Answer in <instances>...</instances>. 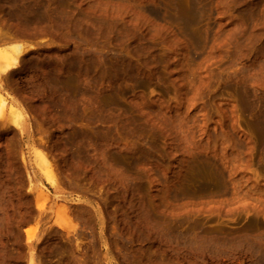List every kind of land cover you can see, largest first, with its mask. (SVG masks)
<instances>
[{"label": "rangeland", "instance_id": "rangeland-1", "mask_svg": "<svg viewBox=\"0 0 264 264\" xmlns=\"http://www.w3.org/2000/svg\"><path fill=\"white\" fill-rule=\"evenodd\" d=\"M8 1L0 0V28L2 27L0 30L6 28L5 23L8 21L10 25L6 24L10 29H6L10 34L14 33L13 25L17 22L9 15L13 7L7 4ZM59 1L50 2L55 4ZM62 1L65 4H61L69 7L71 12L77 15L83 16L87 13L89 17L85 14L86 18L101 20L104 26L108 25L107 21L113 22L117 27H109V29L106 26L105 31H97L99 38H96V41L100 45L98 43L95 45L91 36L92 42L86 40L87 37L89 39V35L86 36L85 31L83 35V30H79V33L81 32L79 37L86 36L84 37L86 42L83 44L84 39H81L82 42L78 39L80 42L78 40L76 42L79 33L70 28H65L66 32L65 29H59V33L53 31L54 33L48 32L46 35L44 33L36 37L20 36L22 39L19 37L20 40L17 38L16 42L31 47L21 58V61L25 60L21 62L25 63L22 66L25 69L21 67L20 71L16 69L13 74L5 77L1 74L3 52L11 43L0 44V90L3 88L1 93H4L6 99L8 98L5 120H0V264H157L158 260L162 262L161 257L164 258L166 255L169 257H165L166 262L163 261L164 263L161 264H247L249 257L245 260L237 256L233 259L224 256L222 259V256L220 258L215 254L212 256L209 250L207 254L204 249L199 250V247L197 249V245L193 246L188 244L189 242L185 244L187 240L183 238L177 241V237H174L173 240H169L171 245L165 244L168 239H164L162 229L159 232V226L152 224L154 226L152 228L150 223L151 226H148L141 215L139 216L140 212L136 211V213L134 210L131 212L129 205L148 202V198L155 199L154 202L151 201L154 204L158 201L164 209H158L159 205L157 209L153 207L155 214H162L163 211L168 219L171 218L170 221L181 220L184 229L187 223L189 227L191 222V225L204 226L206 231L212 230V227L217 231H222L223 228V231L226 229L230 232L242 231L259 235L261 230V235H264V0H61L60 2ZM11 21L15 23L12 25ZM67 29L70 30L69 34ZM60 30H63L62 37ZM103 32L105 34L101 37L100 34ZM56 34L60 37L55 36ZM67 35L72 36V40L68 41L70 38L66 39ZM79 43L81 45H78ZM82 45H85V48ZM79 46L84 48L82 52L86 48L85 52L91 49L87 51L89 53L101 49L103 50L101 52L108 56L107 58H111L112 61L109 60L108 63L111 69L108 67V71L105 72L99 70L95 76L89 74L86 78L90 84H94L104 77V82L98 84L99 88L116 90L118 96L115 95V101L120 105V109L117 106V110L107 112L104 123H96L97 127L94 124L96 131L89 128L91 130L89 133L86 129V135L91 138L95 137L93 133L98 134L97 139L87 138V143L84 141L86 144L91 142L89 140L95 141V145L90 143L87 146L82 141L79 140L81 142L79 143L75 140L76 129L82 127L84 122L73 121L76 126L74 130L68 127V122L67 125L63 122L67 128H61L64 119L59 115L57 106L55 107L59 98L55 97L57 93L52 90L53 85L49 86L57 82L52 77L58 75L56 70L58 64L60 66L65 57L70 60L68 63V60L64 59L66 65L74 61L73 55L75 56ZM73 47L79 48L73 50ZM61 55L63 59H60ZM49 64L50 66H47ZM38 66L48 71L53 70L51 73L50 71L44 73L46 69H39ZM119 66H123L121 69L125 71L121 70V72ZM54 71L56 73H53ZM66 71L64 75L78 74V70L74 67H67ZM83 71L80 72L83 73L81 76L84 75ZM38 73H43L44 77L45 74L49 76L44 79ZM35 74L36 77H33ZM11 75L12 80H10ZM6 77L12 84L10 81V84H6ZM47 78L50 80L47 81ZM40 85L48 87L41 91ZM93 88L91 86L92 90ZM52 92L56 95L52 96ZM44 93L54 101H51L52 105L48 107L43 102L44 98H47ZM47 93L50 95L48 96ZM91 94L95 95V92L91 91ZM92 95L88 96V99ZM23 98L27 103L30 102L28 103L30 107ZM43 105L52 109L48 111ZM11 107L24 112L20 118V128L14 127L9 121ZM39 107L45 108L44 111L40 108L41 112ZM43 112H47L46 115ZM88 112L93 115L92 110ZM48 113L52 116V120ZM41 114L48 116L44 118ZM55 117L62 119L59 122L54 121ZM69 130H73L74 133ZM64 131L72 134H64L66 138L70 137L69 143H65L67 139L63 136ZM61 134L63 137H60ZM101 136L105 138L100 140ZM104 139L108 145L103 142ZM83 145L88 148L90 146V150L86 148V151H90V153L85 152L89 154L86 158L82 155L85 150ZM128 149L130 152L127 151ZM69 150L80 151V154L76 152L71 154L67 152ZM116 150L120 153L115 152ZM105 151L107 153L112 151L113 155L108 156ZM103 152L108 157H102ZM42 153L48 157L51 155L49 158L53 160L54 168L57 169L55 174L60 170L63 172L57 174L60 182L62 181L57 187L48 182L41 169L38 155ZM132 153L136 156L129 155ZM74 154L81 156L75 159ZM114 155L120 158L125 155L122 158L129 161L135 159L139 166H128L129 168L125 170L127 173L122 166L121 169L118 168L119 165L112 166L115 169L111 170L109 159ZM87 156L93 157L90 159ZM73 158L77 160L78 165L81 164L77 173L75 167L77 169L79 166H76V162H71ZM83 159L89 163H84ZM103 159H107L109 169L107 167L103 169L100 165L104 163ZM94 160L100 162L99 166ZM83 165L86 167L85 173L81 169ZM132 167H135L133 170L137 173L132 171ZM210 168H213V172H210ZM117 170L122 172V177ZM79 171L82 172L81 177L78 175ZM108 172L111 173L110 176L106 174ZM123 172L128 176L125 174L124 178ZM128 173L134 175L135 179ZM115 174L117 178L114 177ZM137 176L140 178L138 179ZM126 177L133 179L127 181ZM216 177L220 179L218 183L221 185L212 184L215 179L217 181ZM76 181L78 184L75 183ZM131 186L135 189H131ZM124 189L128 191L126 196ZM136 189L138 193H134ZM113 195H118V198ZM131 195L133 197H130ZM111 196L114 197V201ZM128 197L134 198L133 201ZM104 198L107 200L105 201ZM115 198L117 200L121 198L118 200V209ZM135 199H138L139 203ZM152 202L148 203L152 205ZM138 206H135V210ZM119 207L122 209L120 210ZM106 208H109V211H106ZM122 210H126L127 214ZM87 212L90 213L89 216ZM128 215L132 219L127 218ZM165 216L163 214L160 217L165 219ZM123 217L127 219L124 221ZM135 217L141 219H138V223L142 221L140 222L142 226L137 223ZM162 218L159 220L162 221ZM128 219L130 222L133 221L132 226L131 223L126 224ZM134 220L135 225H133ZM69 221L72 222L70 228ZM143 222L147 228L144 227ZM136 224L140 227H136ZM182 225L179 230L182 229ZM138 228L141 230L144 228L145 231L142 230L144 233ZM147 229L151 231L157 229L159 234L157 230L154 231L155 233L149 230V233ZM142 234L147 235L144 238ZM172 235L177 236L176 232ZM175 239L178 243L174 244ZM147 242L151 245L148 246ZM186 245H190L189 248L191 247L192 250ZM161 247L168 249L162 251ZM144 249H147L146 253ZM157 249L158 254H156ZM201 251L204 252L203 255ZM149 254L158 256L154 258ZM150 257L153 263L148 261ZM229 259L232 260L229 262ZM154 260L157 262L155 263Z\"/></svg>", "mask_w": 264, "mask_h": 264}, {"label": "bare ground", "instance_id": "bare-ground-1", "mask_svg": "<svg viewBox=\"0 0 264 264\" xmlns=\"http://www.w3.org/2000/svg\"><path fill=\"white\" fill-rule=\"evenodd\" d=\"M3 1V0H2ZM50 1H52V0H9L8 1V3L7 4H10L11 5V7H13L12 8V10L10 9V6H9V9L12 11L11 13L9 12V15H11V17H12V19L15 21L16 20V24H14L15 22L14 21H11L12 22V25L14 26V33L12 32V31H9L8 30V32H12V33H7V29L6 28H9V27H7V26H9L10 25V23L7 21H5L6 23H9V25L8 24H6L5 23V25H7L6 26V28H5V26H4V30H5V32H4V30H0V44H8V43H11L8 47H5L4 48V52H3V64H2V66H1V74L2 75H4V77L5 76H9L12 72H14L16 69H18L19 70V68L21 69V67L23 66V64H25V63H21V62H24L25 60H22L21 61V58L23 57V56H25L24 54L29 50V48H31V47H27V45H23L22 43H20L19 41L18 42H16L17 41V38L20 40V36H22V37H24L25 36V38H26V36L28 37V36H31V37H36V35H39V34H43L44 35V33H45V35H46V33H48V32H52V33H54V32H58L59 31V29H65V28H70V30H76V32H78L79 33V30L81 31V30H83V32H82V34L84 33V31L85 32H87L86 33V36H88L89 35V39H87L86 38V40H90L89 42H92L91 41V39H90V36L92 37V40H94V44L96 45V43H98V41H96V38L98 39L99 38V36L97 37V35H99L98 34V30L100 31V32H102V31H105L106 29H105V27L107 26V28H114V27H117V25L115 24V23H113V22H111V23H109V21H107L108 22V25H106V26H104V23L103 22H101V20L100 21H98L97 19H95V18H92V19H90V18H88L89 17V15H87V13H84V15L86 14L88 17L86 18V15H85V17H84V15L83 16H80V15H77V14H75V12H71V9L68 7H66V5L64 6L63 4H65V3H63V1L62 2H55V4H52ZM1 3H3V2H1ZM5 3V4H6ZM54 3V2H53ZM61 3H63V4H61ZM4 4V5H5ZM254 4V3H253ZM263 4V3H262ZM7 6V5H6ZM257 6H259V5H257ZM264 6V5H263ZM8 7V6H7ZM253 7H255L254 5H253ZM5 8V7H4ZM6 9V8H5ZM8 9V8H7ZM253 9V8H252ZM256 9H258L257 7H256ZM254 10H255V8H254ZM8 11V10H7ZM73 11V10H72ZM250 11H251V8H250ZM257 11V10H256ZM253 12V11H252ZM8 13V12H7ZM6 13V14H7ZM254 13V12H253ZM252 13V14H253ZM251 14V13H250ZM254 14H257L256 12L254 13ZM4 16V15H3ZM6 16H8V15H6ZM252 16H254V15H252ZM9 17V16H8ZM255 17H256V15H255ZM254 18V17H253ZM1 19V18H0ZM6 19H7V17H6ZM5 20V19H4ZM4 20H3V22H4ZM103 20V19H102ZM187 21V20H186ZM190 22V21H189ZM184 23H186L185 21H184ZM191 23V22H190ZM3 25V24H2ZM109 28V29H110ZM0 29H2V27L0 28ZM10 29V28H9ZM105 29V30H104ZM62 30V31H63ZM69 29H67V34H69V31H70ZM78 30V31H77ZM54 31V32H53ZM61 30H60V32H62ZM71 31V32H72ZM111 32H112V30H110ZM109 31V32H110ZM65 32H66V29H65ZM64 32V33H65ZM70 32V33H71ZM75 32V31H74ZM73 32V33H74ZM109 32H107V33H109ZM110 32V33H111ZM59 33V32H58ZM81 33V32H80ZM79 33V35H77L78 37L81 35ZM62 34H63V32L60 34V36L62 37ZM85 34V33H84ZM83 34V35H84ZM88 34V35H87ZM103 34H105L104 32L102 33V34H100L101 35V37H102V35ZM34 35V36H33ZM48 35V34H47ZM53 35V34H52ZM58 34H56L55 36H57ZM65 35H66V33H65ZM64 35V36H65ZM71 35V34H70ZM75 35V34H74ZM73 35V36H74ZM40 36V35H39ZM59 35H58V37H60ZM63 36V37H64ZM69 35H67L66 36V39H69L68 41H70V40H72V36L70 37H68ZM86 36H84V37H86ZM20 37V38H19ZM68 37V38H67ZM76 38V42H80V40L81 39H84V37L83 38ZM100 37V38H101ZM29 38V37H28ZM74 38V37H73ZM22 39V38H21ZM62 40H64V38H61ZM78 39H80V40H78ZM73 40H75V39H73ZM78 40V41H77ZM85 40V39H84ZM86 40L85 41H83V40H81V42L83 41V44L86 42ZM67 41V42H68ZM65 42H66V40H65ZM74 43H75V41H73ZM89 42H87V43H89ZM70 43V42H69ZM77 44V43H76ZM89 44H93V43H89ZM99 45H100V43H98ZM78 45H81V43H79ZM88 45V44H87ZM68 46V45H67ZM77 46V45H76ZM83 46V45H82ZM85 46V45H84ZM83 46V47H84ZM80 47V46H79ZM78 47V48H79ZM79 48V49H81V51H79V49L77 48V47H73V50H75L76 48L78 49L77 51H76V53H75V56L72 54V53H70V55L72 54L73 55V57H75V59H74V61L72 60V62H70V64H68V65H66V63L68 62L69 63V61L70 60H68V59H65L64 57H62V55H61V57H60V59H65V60H68L67 62H65V60L63 61L62 60V62L60 63V66H59V64H58V69H56L57 70V76H55V77H52V79L53 80H56L57 82L54 84V82H53V84L51 83V84H49V86H52L53 85V89L52 90H54V92H56L57 93V95L55 96L54 95V92H52L51 94H52V96L54 95L56 98L58 97L59 98V100L57 101L58 102V105L56 104H54L55 105V107L57 108V110L60 112L59 113V115H61V116H63V119H64V121L62 120V124H63V126H61V128L63 127H66L67 128V126H65V125H67L68 123V127L69 128H73V130H74V128L76 129V126H74V124L75 123H73V121H80V122H84V125L82 126V127H78V129H76V138L75 137H73V138H75V140H78L77 142H79V143H81L80 141H82L83 143H84V145L87 143V138L88 139H90L91 137H89L88 135H86V132L89 130V128L90 129H93L94 131H96L94 128H95V125H96V123L98 124V122H103L104 123V121L106 120V115L109 113V110H113V109H118L119 108V106L120 105H118L119 103H116V101H115V95L118 93L116 90H105L104 88H99V86H98V84L99 83H103L104 82V77H102V78H100L101 79V81H100V79L99 80H97V81H95V83L93 84V83H91L90 84V81H87L88 79V75L90 74V75H92L93 74V76H95L98 72H99V70L101 71V72H105V71H108L107 69H108V67H110V69H111V66H108L109 64L108 63H110V61H112L111 60V58L109 57V58H107L106 57V55L105 54H103L101 51H103V50H101L100 48L102 47V44H101V46H100V51H98V52H96L94 49H92V50H94V52L92 51V53H89V52H87V51H89V50H91V49H89V50H87L86 52H85V50L87 49H85L84 50V52H82L83 50L82 49H84V48ZM87 47V46H86ZM92 47V46H91ZM97 47V46H96ZM66 48H69V47H66ZM66 48H65V50H66ZM75 48V49H74ZM104 48V47H103ZM35 49V48H34ZM97 49V48H96ZM105 49V48H104ZM75 52V51H74ZM70 59H71V56H70ZM120 59V58H119ZM110 60V61H109ZM40 61V60H39ZM52 61V60H51ZM120 61V60H119ZM118 61V62H119ZM122 61V60H121ZM41 62V61H40ZM40 62H37V63H40ZM114 62V61H113ZM124 62H126V61H124ZM45 63V62H44ZM48 63V62H47ZM50 63V62H49ZM115 64L117 63L116 61L114 62ZM122 63V62H121ZM41 64H43V62H41ZM41 64H40V66H41ZM111 64H113L112 62H111ZM115 64H113L114 65V67H115ZM118 64H120V62L118 63ZM37 65H39V64H37ZM43 65H45V64H43ZM112 65V66H113ZM122 65V64H121ZM120 65V66H121ZM125 65V64H124ZM25 67L27 66V65H24ZM47 66H50V64L49 65H47ZM46 66V67H47ZM52 66V65H51ZM119 66V67H120ZM29 67V66H28ZM54 67V66H53ZM67 67L69 68V67H74V69H77L78 70V74L77 75H75V76H72V75H70L69 73V76H72V77H69L68 76V78H67V75H64V73L66 74V69H67ZM116 67H117V65H116ZM123 67V66H122ZM122 67H120V71L123 69ZM22 68H24V67H22ZM31 68V67H30ZM34 68H35V66H34ZM33 68V69H34ZM37 68V67H36ZM38 68L40 69L41 67H39L38 66ZM43 68V67H42ZM41 68V69H42ZM48 68V67H47ZM50 68V67H49ZM48 68V69H49ZM55 68V67H54ZM122 68V69H121ZM25 69V68H24ZM44 70L46 69V68H43ZM112 69H113V67H112ZM38 70V69H37ZM52 70L53 69H51V71L49 72L47 69L45 70V71H43L44 73L47 71V72H49V73H51L52 72ZM81 70H84L83 72H84V75L83 76H81V74H83V73H80L81 72ZM116 70H118V67H117V69ZM20 71V70H19ZM40 71V70H39ZM66 71V72H65ZM69 71V70H68ZM72 71V70H71ZM70 71V72H71ZM111 71V70H110ZM112 71H114V69L112 70ZM119 71V73H121ZM125 71V70H124ZM123 71V72H124ZM22 72H23V70H22ZM127 72V71H126ZM48 73V74H49ZM53 73H56L55 71L53 72ZM13 74V73H12ZM39 74V73H38ZM41 74V77H44V75H42L43 73H40ZM39 74V75H40ZM115 74V73H114ZM127 74V73H126ZM32 75V74H31ZM38 75V76H39ZM38 76H37V80L39 79L38 78ZM49 75H47V74H45V77H48ZM3 77V76H2ZM11 77V79L10 80H12V75L10 76ZM33 77H36V74H35V76H33ZM40 77V76H39ZM44 77V79H46ZM65 77V78H64ZM87 77V78H86ZM90 77V76H89ZM106 77V76H105ZM7 78V82H6V84H10L11 83V81H10V83H9V81H8V77H6ZM30 78V77H29ZM94 78H96V77H94ZM104 78V79H103ZM122 78V77H121ZM42 79V78H41ZM97 79V78H96ZM6 80V79H5ZM27 80V79H26ZM48 80H50V79H48L47 78V81ZM116 80H117V78H116ZM119 80H120V77H119ZM40 81H42V80H40ZM45 81V80H44ZM47 81L45 82V83H47ZM13 82V81H12ZM32 82V81H31ZM42 83V82H41ZM44 83V82H43ZM12 84V83H11ZM40 84V83H39ZM102 85V84H101ZM39 86V85H38ZM91 86H93L94 88V90H92L91 89ZM40 87L41 88H39L41 91L43 90L44 91V89H46L48 86H45L44 85V87L42 86V85H40ZM43 88V89H42ZM49 88H52V87H49ZM3 89V88H2ZM1 89V90H2ZM112 89V88H111ZM1 90H0V120H5V116H6V107H7V99H6V96H4L2 93H1ZM47 90H49V89H47ZM95 90H98V92L97 91H95ZM3 91V90H2ZM91 91L92 92H95V95H92V97L91 98H89L88 99V96L90 97L91 95H90V93H91ZM116 91V92H115ZM35 92V91H34ZM46 92V91H45ZM48 92V91H47ZM25 94V93H24ZM36 94V93H35ZM48 94V93H47ZM89 94V95H88ZM27 95V94H26ZM44 95L46 96V94L44 93ZM50 94H48V96H49ZM25 96V95H24ZM117 96H118V94H117ZM47 97V96H46ZM50 97V96H49ZM47 97V98H44V104L48 107L49 105H52V104H50L51 103V101H52V98L50 97ZM30 98V97H29ZM28 98V99H29ZM24 99V98H23ZM25 99H27V97L25 98ZM24 99V100H25ZM31 99H32V96H31ZM49 99H51V100H49ZM33 100V99H32ZM54 100V99H53ZM56 100V99H55ZM30 101V100H29ZM34 101V100H33ZM16 102V101H15ZM25 102H26V100H25ZM32 102V101H31ZM52 102H54V101H52ZM56 102V103H57ZM27 103V102H26ZM28 103H30V102H28ZM26 104V105H29V104ZM34 103V102H33ZM35 103H36V101H35ZM38 105V104H37ZM45 105H43L44 107H46ZM53 105V106H54ZM117 106H118V108H117ZM29 107H30V105H29ZM36 107V106H35ZM34 107V108H35ZM41 107H42V105H41ZM41 107H39L38 109L40 110V108ZM43 107V108H44ZM46 107V108H47ZM54 107V108H55ZM116 107V108H115ZM18 108H19V106H18ZM18 108H15V107H11L10 108V113H9V118H10V120L9 121H11L12 123L11 124H13L14 125V127H17V128H20V118H22V114L24 113L22 110H20V109H18ZM28 108V107H27ZM51 108V107H50ZM50 108H47L48 109V111L50 110ZM23 109V108H22ZM36 109H37V107H36ZM42 109V108H41ZM45 109V108H44ZM44 109H42V111H44ZM47 109H46V111H47ZM52 109V108H51ZM120 109V108H119ZM32 109H30V111H31ZM89 110H92L93 112H91V114L93 113V115L91 116L89 113L90 112H88ZM34 111H35V109H34ZM41 111V110H40ZM41 111V112H42ZM53 111H55V110H52V112ZM33 112V111H32ZM38 112V111H37ZM56 112V111H55ZM54 112V113H55ZM108 112V113H107ZM44 113V112H43ZM46 113L47 112H45L44 114L46 115ZM35 114H37L36 112H35ZM50 113H48V115H49ZM57 114H58V112H57ZM42 115V114H41ZM43 116L44 118L45 117H47V116ZM90 115V116H89ZM58 115H56V117H57ZM52 116H50L49 115V118H51ZM55 117V118H56ZM58 118H60L59 116H58ZM48 119V118H47ZM61 119H62V117H61ZM61 119H54L53 118V120L55 121V120H58V122H59V120H61ZM50 120V119H49ZM51 120H52V118H51ZM48 121V120H47ZM65 123V125H64V123ZM68 122V123H67ZM76 122V123H77ZM80 122H78V123H80ZM7 123H8V121H7ZM56 123H57V121H56ZM67 123V124H66ZM71 123V124H70ZM73 123V124H72ZM54 124V123H53ZM82 124V123H81ZM95 124V125H94ZM61 125V124H60ZM260 126H261V124H260ZM263 126V125H262ZM96 127H97V125H96ZM68 128V129H69ZM86 129H87V131H86ZM262 129V128H261ZM263 129H264V127H263ZM62 130V129H61ZM73 130H69V131H72L73 132ZM93 130H92V133H93ZM98 131V130H97ZM65 133H63V136L65 137V139H67V142H65V143H69V140H68V138H70V137H68V138H66V133H67V135H68V133H70V132H66V131H64ZM89 133L91 132V130H89L88 131ZM101 132V131H100ZM74 133V132H73ZM91 133V134H92ZM101 133H103V132H101ZM105 133V132H104ZM107 133V132H106ZM105 133V134H106ZM65 134V135H64ZM70 135H72L71 133H70ZM92 135H94L95 137H96V139L98 138V134L95 132V133H93ZM62 136V134H61V136L60 137H63ZM88 136V137H87ZM95 137H93V138H91V139H93L94 140V138ZM104 136H101L99 139L100 140H102L101 138H103ZM107 137V136H106ZM79 138V139H78ZM105 138V137H104ZM49 139V138H48ZM64 138L62 139V141L63 140H65ZM74 140V139H73ZM72 140V141H73ZM80 140V141H79ZM93 140H89V141H91V142H88V144H90L91 143V145H95V141H93ZM106 139H104L103 140V142L105 141ZM108 140V139H107ZM58 141H60V140H58ZM84 141H86V143L84 142ZM92 141H93V143H92ZM64 142V141H63ZM62 142V143H63ZM96 142H98V140L96 141ZM102 142V143H103ZM73 143V142H72ZM104 143H106V141L104 142ZM70 144H71V141H70ZM75 144H77V143H75ZM88 144H86V146L88 145ZM97 144V143H96ZM107 145H108V142L106 143ZM79 144H77V146H78ZM83 145V146H84ZM101 145V144H100ZM55 146H57V145H55ZM82 146V147H83ZM59 147H62V146H59ZM66 147V146H65ZM68 147V146H67ZM66 147V148H67ZM80 147V146H79ZM85 147V146H84ZM83 147V148H84ZM57 148V147H56ZM69 148V147H68ZM67 148V149H68ZM71 148H72V146H71ZM78 148V147H77ZM77 148H75L76 149V151H78V150H80V148H78V150H77ZM86 148H88V147H85L84 149V151L83 150H81V152L83 151L84 152V154H85V152L86 153H90V151H88V150H90L89 148H90V146H89V148H88V150L86 151ZM59 149V148H58ZM63 149V148H62ZM70 149V148H69ZM74 149V150H75ZM129 149H131V148H129ZM129 149L127 150V151H129ZM134 149V148H133ZM133 149H132V151H133ZM54 150H56L55 148H54ZM64 150V149H63ZM105 149H102V151H104ZM135 150V149H134ZM65 151V150H64ZM73 151V150H72ZM76 151H74V152H76ZM67 152H71L70 150L69 151H67ZM74 152H71V154H73ZM112 152V151H111ZM111 152H106L105 151V153H107L108 154V156H110L109 154H111ZM115 152H117V150L115 151ZM114 152V154H117V153H115ZM123 152V151H122ZM130 152V151H129ZM48 153V152H47ZM64 153V152H63ZM104 152L103 153H101L102 155L104 154V155H106V156H102V157H108L107 156V154H105ZM120 153V152H119ZM118 153V154H119ZM50 154H52V153H50ZM49 154V155H50ZM76 154H80V151L79 152H76ZM82 154L83 156H84V158H86V155H89V154ZM100 154V155H101ZM117 154V155H118ZM122 154V153H121ZM123 154H125V153H123ZM69 155V154H68ZM75 155V154H74ZM74 155H71V156H74ZM77 155V156H78ZM111 155H113V153L111 154ZM117 155H114V156H111L110 157V159H109V162H110V165H111V170H112V168L113 169H115V167H112V166H118V168H120L121 166H122V168L124 169V171L126 170V168H129L128 166H130V165H135L136 167L137 166H139V163H138V165H137V160H135V159H132V160H128V159H123L122 157H124L125 155H123L121 158H120V156H117ZM129 155H133V153L132 154H129ZM65 156H66V152H65ZM76 155L74 156V158L76 157V158H78V157H80V156H78L77 157ZM91 156V155H90ZM90 156H87V157H90ZM117 156V157H116ZM127 156V155H126ZM130 156V157H131ZM134 156V155H133ZM132 156V157H133ZM136 156V155H135ZM134 156V157H135ZM38 157H39V159H40V164H41V169L43 170V172H44V175L47 177V180H48V182L52 185V186H54V187H57V186H59V184H61L62 183V181L60 182V180H59V175H57V174H63V172H62V170H60V172L59 173H57V174H55V170L57 171V169H56V167L54 168V163L51 161V159L49 158V157H51V155L48 157V155H46V154H44V153H42V154H39L38 155ZM70 157V156H69ZM69 157L67 158V159H69ZM93 157V156H92ZM92 157H90V159L92 158ZM101 157V156H100ZM128 157V156H127ZM126 157V158H127ZM131 157V158H132ZM53 158V157H52ZM70 158H72V157H70ZM74 158H73V160L71 161V160H68V161H71V162H76V166L78 167L77 169H76V167H75V170H76V173H77V170H79L80 169V167H81V164H77V160H74ZM75 158V159H76ZM99 158V157H98ZM129 158V157H128ZM82 158H80V160H81ZM90 159H88V160H90ZM100 159V158H99ZM143 159V158H142ZM63 161L62 162H64V159H62ZM85 159H83V161H84ZM101 160V159H100ZM107 160V159H106ZM106 160L105 159H103L102 161H104V163L103 164H101L100 162H98V161H96V160H94V162L96 161L97 163L96 164H98V166H99V163H100V165H102V167H103V169H106V167H107V169H109V167L108 166H110V165H108V163L106 162ZM138 160H139V158H138ZM141 160V159H140ZM83 161H81L82 162V164H84V163H89L88 161H86L85 160V162L83 163ZM91 162L93 161V160H90ZM65 162L67 163V161H66V158H65ZM71 162H70V165H71ZM58 162H56V164H57ZM69 163V162H68ZM67 163V164H68ZM86 163V164H87ZM73 164V163H72ZM86 164H85V166H86ZM91 164V163H90ZM89 164V165H90ZM93 164V163H92ZM73 165H75V164H73ZM59 166V165H58ZM60 167V166H59ZM73 167V166H72ZM89 167V166H88ZM131 167V166H130ZM58 168V167H57ZM117 168V167H116ZM197 168H200V167H197ZM205 168V167H204ZM58 169H61V168H58ZM81 169H83V171L82 170H80V171H82V172H84L85 170L84 169H86V167H84V165H83V167L81 168ZM99 169V168H98ZM103 169H101V170H103ZM121 169V168H120ZM123 169L121 170V171H123ZM132 169V171L133 172H136L137 173V171H134L135 170V167L133 168H131ZM131 169H129L130 171H131ZM134 169V170H133ZM206 169H208V168H206ZM205 169V170H206ZM211 169V168H210ZM128 170V169H127ZM80 171H79V173H80ZM109 171V170H108ZM114 172H115V170H113ZM120 170H117V172H118V174L122 177V172H121ZM132 171H131V173L130 174H132ZM198 171V170H197ZM213 172V168L210 170V172ZM81 172V173H82ZM95 172H96V170H95ZM101 172H103V171H101ZM100 172V173H101ZM104 172H106V170L104 171ZM103 172V174H105ZM116 172V173H117ZM121 172V173H120ZM126 173H127V171H125ZM125 172H123V175H124V178H125ZM78 173V175H79V177H81V173L79 174ZM85 173V172H84ZM97 173V172H96ZM128 173V174H129ZM107 175H109L110 176V174H109V172L108 173H106ZM129 174V175H130ZM212 174V173H211ZM214 174H215V171H214ZM74 175V174H73ZM113 175H114V173H113ZM113 175L111 176V177H113ZM118 175V176H119ZM127 175V174H126ZM136 175H138V174H136ZM213 175V174H212ZM216 175V174H215ZM61 177H62V175H60ZM119 176V177H120ZM128 176V175H127ZM130 176H132V175H130ZM129 176V177H130ZM134 176V175H133ZM132 176V177H133ZM29 177V176H28ZM58 177V178H57ZM99 177V176H98ZM114 177H116L117 178V176H116V174H115V176ZM128 177V179H127V177H126V179H127V181H129L131 178H129ZM138 177V176H137ZM137 177H136V179H137ZM215 177V176H214ZM31 178V177H30ZM74 178V177H73ZM78 178V177H77ZM84 178V177H83ZM92 178V177H91ZM134 178V177H133ZM132 178V179H133ZM140 178V176L138 177V179ZM217 178V177H216ZM219 178H220V176H219ZM219 178H217V181H215L214 180V182L212 183V184H214V183H218V181L220 180ZM61 179V178H60ZM93 179V178H92ZM95 179H97L96 177H95ZM123 179V178H122ZM135 179V178H134ZM31 180V179H30ZM88 180V179H87ZM118 180H119V178H118ZM125 180V179H124ZM123 180V181H124ZM126 180H125V182H127ZM131 181V180H130ZM137 181V180H136ZM64 182V181H63ZM121 182H122V180H121ZM134 181H132V183H133ZM75 183H77V181L75 182ZM74 183V184H75ZM80 183V182H79ZM131 183V184H132ZM201 183V182H200ZM78 184V183H77ZM76 184V185H77ZM82 184V183H81ZM211 184V185H212ZM219 185H221L220 183H218ZM80 185V184H79ZM215 186H216V184H214ZM78 186V185H77ZM127 186V185H126ZM126 186H125V188H126ZM80 187V186H79ZM132 187V186H131ZM130 187V188H131ZM135 187V186H134ZM205 187H207V186H205ZM205 187H204V189H205ZM129 188V189H130ZM140 188V187H139ZM131 189H135V188H131ZM130 189V190H131ZM138 189V188H137ZM136 189V191L134 192V193H138V190ZM141 189V188H140ZM126 189H124L123 190V192L125 191ZM127 190H128V188H127ZM132 191H134V190H132ZM141 190H139V192H140ZM131 192V191H130ZM124 193H126L124 196H126L127 195V193H128V191L126 192H124ZM123 193V194H124ZM132 194V193H131ZM140 195L142 194V193H139ZM139 194H136L137 196L139 195ZM114 197H116L117 196V198H118V195H113ZM141 196H143V195H141ZM141 196H139V197H141ZM145 196H147V195H145ZM144 196V197H145ZM112 197V196H111ZM114 197H112V199L114 198ZM119 197H121V196H119ZM123 197V196H122ZM121 197V198H122ZM130 197H133L132 195L130 196ZM143 197V198H144ZM149 197H151V196H149ZM108 198V197H107ZM120 198V199H121ZM125 198V197H124ZM129 198V197H128ZM127 198V199H128ZM135 198H136V196H135ZM138 198V197H137ZM146 198H148V197H146ZM152 198V197H151ZM105 199V201L107 200L106 198H104ZM103 199V200H104ZM111 199V200H112ZM120 199H118V200H120ZM127 199H126V202L128 203V204H130L129 203V201H127ZM130 199V201L132 200L133 201V199L134 198H129ZM141 199V198H140ZM140 199H139V201H140ZM149 200H150V198H148ZM147 199V200H148ZM110 200V199H109ZM109 200L107 201V203H108V207H109ZM116 198H115V202H116ZM118 200H117V205H116V208L118 207ZM123 201H124V199H122ZM121 200V201H122ZM135 200H137V203H139L138 202V199H135ZM142 200V199H141ZM148 200V202H154V200L153 199H151L150 201ZM113 201H114V199H113ZM112 201V202H113ZM120 201V202H121ZM147 201L146 202H142L141 204L139 203L138 205L136 204L135 206H138V207H136V208H138L137 210H135V206L131 203L129 206L132 208H129V210H131V212H133L132 210H134L135 212L136 211H138V213L140 212V214H139V216L141 215V217H142V219H144V221L147 223V225L150 223L151 225L153 224L154 226H159L158 228V230H159V232H161V231H163L162 233H164V235H165V238L164 239H168L166 242H165V244H168L169 243V240H173L174 239V237L176 238L177 237V241H179V238H183V240L185 239V240H187L186 242H185V244H187L188 242V244H192L193 246L194 245H197V249H199V250H201V249H204L205 251H207V250H209V252H211V255L212 254H215L216 255V257H221L222 259H223V257L224 256H230L232 259L233 258H235V256H237V257H242V258H245V260L249 257V262L247 263V264H264V235H261L262 233V231L260 230V232L257 230V232H259L260 234L258 235V233L257 234H253V233H250V232H242V231H239V232H230L229 230H224L223 231V228H222V231L221 230H219L220 228H217L219 231H217V230H215V228L213 229L212 227H211V229L212 230H210V231H206L203 227L204 226H201V225H199V224H195V225H191V222H189L190 223V225H189V227H188V223H187V226H185L186 227V229H184V226L182 225V222H181V220H180V222L178 221V220H176V221H170V219H168V217H166L165 215H167V214H165V212L163 213V211H162V214H160V213H158L160 216L162 215L163 216V214H164V216L166 217L165 219L164 218H162V217H160V216H158V214L156 213L155 214V211L154 210H152V208L153 207H155V209H157L158 208V205H159V207L160 208H158V209H162V210H164L163 209V207L161 208V206H160V203L158 202H155L156 204H154L153 202V204L151 205V203H148ZM123 203V202H122ZM121 203V204H122ZM126 203V204H127ZM135 203V202H134ZM166 203V202H165ZM105 204H106V202H105ZM120 204V203H119ZM124 204V203H123ZM123 204H122V206H123ZM169 204V203H168ZM110 205H111V201H110ZM113 205H114V203H113ZM170 205V204H169ZM65 207H66V205H64ZM121 206V207H122ZM126 206V205H125ZM40 207H41V205H40ZM63 207V206H62ZM105 207V206H104ZM111 207H112V205H111ZM121 207H119L120 208V210L122 209ZM124 207V206H123ZM126 207H128V206H126ZM169 207V206H168ZM39 208V207H38ZM110 208V207H109ZM109 208H106L107 210L106 211H109L108 209ZM134 208V209H133ZM164 208H166V207H164ZM118 209V208H117ZM126 209V208H125ZM65 210H66V208H65ZM65 210L63 211V212H65ZM81 210V209H80ZM128 210V209H127ZM128 210V211H129ZM62 211H61V214H62ZM122 211H124V210H122ZM126 211V210H125ZM124 211V214L126 213ZM154 213H153V212ZM167 211V210H166ZM67 212V211H66ZM130 212V213H131ZM69 213H70V211H69ZM76 213V212H75ZM81 213V212H80ZM84 214L86 213V211H84L83 212ZM129 213V214H130ZM137 213V212H136ZM72 214V213H71ZM87 214H88V212H87ZM90 214V213H89ZM89 214L87 215V216H89ZM99 214V213H98ZM127 214V213H126ZM134 214V213H133ZM43 215V214H42ZM83 215V214H82ZM132 215V214H131ZM136 216H138V214H135ZM63 216H65V215H63ZM68 216V215H67ZM75 216H77V215H75ZM123 216V215H122ZM91 217V216H90ZM125 217V216H124ZM124 217H123V219H124ZM159 217V218H158ZM88 219H89V217H87ZM86 218V219H87ZM127 218H129V215H128V217ZM127 218H125V219H127ZM131 219H132V217H130ZM129 218V219H130ZM136 219H137V217H135ZM160 218H162L163 220L162 221H160L159 219ZM85 219V220H86ZM87 219V220H88ZM125 219H124V221H125ZM129 219H128V223L126 222V224H129V223H131V225L130 226H132V222H130L129 221ZM135 219V220H136ZM138 219H140L139 217H138ZM137 219V223H138V220ZM83 220V219H82ZM135 220H134V224L133 225H135ZM141 220V219H140ZM169 220V221H168ZM71 221V220H70ZM70 221H69V223H70ZM127 221V220H126ZM178 221V222H177ZM140 222H142V221H140ZM139 222V223H140ZM145 222H143V225L145 224ZM184 222V221H183ZM195 222V221H194ZM194 222H192V223H194ZM138 223V224H139ZM185 223V222H184ZM183 223V224H184ZM197 223V222H196ZM71 225H69V228H70V226H72V222L70 223ZM138 224H136L137 226L136 227H140V225H138ZM141 224V223H140ZM148 225V226H151V225ZM186 224V223H185ZM184 224V225H185ZM152 225V228H154V226ZM182 225V229H180L179 230V227ZM203 225V224H202ZM141 226H142V224H141ZM201 226V227H200ZM144 227H146V224H145V226ZM147 228V227H146ZM151 228V227H150ZM151 228V229H152ZM155 228H157V227H155ZM206 228V227H205ZM208 228V227H207ZM73 229H74V227H73ZM144 229V228H143ZM142 229V230H143ZM162 229V230H161ZM209 229V228H208ZM138 230H141V228H138ZM140 231V232H142V233H144V231H145V229H144V231ZM149 230L150 229H147V231L149 232ZM157 230V229H156ZM155 229H153V231H151V232H153V233H155L154 231H156ZM158 230L156 231L158 234H159V232H158ZM161 230V231H160ZM186 232H185V231ZM214 230V231H213ZM228 231V232H227ZM264 231V230H263ZM174 232H176V234H177V236H174V235H172V233H174ZM240 232H242V233H240ZM253 232H255V231H253ZM146 233V232H145ZM150 233V232H149ZM156 233V235L157 236H160V235H158ZM141 234V233H140ZM152 234V233H151ZM151 234H150V237H151ZM264 234V233H263ZM145 235H147V234H142V236L144 237ZM149 235V234H148ZM141 236V237H142ZM162 236V235H161ZM148 237V236H147ZM164 237V236H163ZM78 238V237H77ZM145 238V237H144ZM153 238H155V236H153ZM158 238V237H157ZM29 239V238H28ZM147 239V238H146ZM150 239V238H149ZM149 239H148V241H149ZM163 239V240H164ZM151 240V239H150ZM153 240H155V239H153ZM156 240H158V239H156ZM162 240V241H163ZM182 239H181V241L182 242H184ZM29 241V240H28ZM161 241V240H160ZM161 241V242H162ZM176 241V239L173 241L174 242V244H175V242L176 243H178ZM151 242V241H150ZM159 242V241H158ZM152 243V242H151ZM153 243H154V241H153ZM170 243H171V241H170ZM169 243V244H170ZM180 243L181 242H179V245H180ZM128 244V243H127ZM156 244V243H155ZM159 245H160V242L158 243ZM157 244V245H158ZM163 245H164V243H162ZM174 244H172V245H174ZM183 245H184V243H182ZM147 245L148 246H150L149 244H148V242H147ZM156 245V246H157ZM171 245V244H170ZM177 245V244H176ZM166 247H168L169 245H165ZM188 245H186V247H187ZM190 246V245H189ZM189 246H188V248H189ZM192 246V247H193ZM151 247H153V246H151ZM185 247V246H184ZM196 247V246H195ZM194 247V248H195ZM199 247V248H198ZM153 248H158L159 249V247H153ZM162 248V247H161ZM191 248V247H190ZM189 248V250H192V248L190 249ZM152 249V248H151ZM158 249L156 250V252H154V253H156V254H158ZM164 249L165 250H167L165 247H164ZM163 248H162V251L164 250ZM196 249V248H195ZM145 250H147V249H144V251ZM160 251H161V249H160ZM193 251H195V250H193ZM197 251V250H196ZM149 253H150V251H148ZM147 252V253H148ZM202 252V254L201 255H203V251H201ZM200 252V253H201ZM145 253H146V251H145ZM161 252H159V255H161L160 254ZM207 254H209L208 253V251L206 252ZM151 254V253H150ZM149 254V255H150ZM163 254H165L164 252H163ZM176 254V253H175ZM129 255V254H128ZM127 255V256H128ZM148 255V254H147ZM205 255V254H204ZM210 255V256H211ZM151 256V255H150ZM155 256V255H154ZM154 256H151V257H154ZM158 256V255H157ZM157 256H155L156 258H157ZM162 256V255H161ZM208 256V255H207ZM213 256V255H212ZM150 257V258H151ZM154 257V258H155ZM166 258L167 257H169V256H165ZM164 257V258H165ZM202 257V256H201ZM205 257V256H204ZM209 257V256H208ZM216 257H215V259H216ZM236 257V258H237ZM160 258V257H159ZM162 259H163V261H164V258L163 257H161ZM171 258H173V257H171ZM169 259L168 258V260H172V259ZM225 258H227V257H225ZM232 259H229V262H230V260H232ZM142 260V259H141ZM144 260V259H143ZM151 260H153L152 258L149 260V258H148V261L149 262H152L153 263V261H151ZM167 260V259H166ZM166 260L164 261V262H166ZM174 260V259H173ZM218 260V259H217ZM216 260V262H218ZM155 261V263L157 262L156 260H154ZM162 261V262H163ZM234 261V260H233ZM240 261H242V260H240ZM145 262V261H144ZM148 262V263H149ZM161 261H159L158 260V262H157V264L159 263V264H161L162 263ZM163 262V263H164ZM220 262V261H219ZM168 263V262H167ZM170 263V262H169ZM240 263V262H239ZM174 264V263H173ZM218 264H222V263H218ZM238 264V263H237ZM242 264V263H241Z\"/></svg>", "mask_w": 264, "mask_h": 264}]
</instances>
